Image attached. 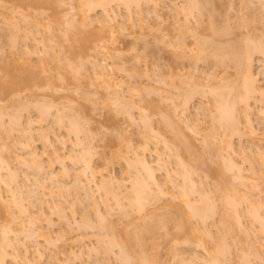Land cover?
<instances>
[{"label":"rangeland","instance_id":"374dc122","mask_svg":"<svg viewBox=\"0 0 264 264\" xmlns=\"http://www.w3.org/2000/svg\"><path fill=\"white\" fill-rule=\"evenodd\" d=\"M88 1L50 0L47 4L41 5L44 7H38L33 3V5H29V3L24 5L21 0H0V83L3 80V67L13 61L39 64L43 60L44 64L43 61L41 64L45 65V69L41 72L43 76L41 81L45 84L31 89L21 87L16 91H0V173L2 174L0 176L7 180V185L12 187L9 191L6 184H0V191H2L0 202L3 206L1 207L3 211H0V245L4 241L2 240L3 232H1L4 226L10 225L8 232H11L8 233L11 243L9 246L4 243L8 253L4 252L5 257L3 255L4 260L2 259V261L4 262L2 264H125L127 261L130 262L129 264H203L209 252L217 247L218 238L216 239V236L218 237L220 230L218 227H221L223 221L226 222V226L228 224L230 229L228 231L227 228L225 229L226 226L222 225L225 230H221H227V235L226 232L224 233L226 237L221 235L222 241L227 244H224L227 247H225L226 250L220 254V258L224 259V264H264V222L261 221L262 217L264 221V206L258 207L257 205L258 202L264 204V54H262L264 50H259L260 52L254 50V54H252L254 59L252 58L253 64L250 66L252 69L250 72L256 79L254 84L256 82L257 90L251 89L253 93L247 92L241 85L244 73H246L243 71L245 68L239 72L237 68H241L242 65L236 66L235 69L237 61L233 62L240 59L238 54L242 57V51H245L243 49L246 46L244 41L248 36L249 40H253V42H249L247 39L248 44L251 43L250 46L253 45L252 43H257L262 48L263 43H260L264 40V0H207V2H201L202 4L206 3V5H200L202 9L207 7V10L204 8L205 12L201 11L203 17L200 13L201 17L198 16L193 10L194 17L189 15L188 21L185 22H188L189 24H187L193 29L201 26L195 29L197 34L199 29H202V32L199 31L198 34L199 39L202 40L208 35L210 38H206H209L210 45L213 42L216 43L213 46L218 44L222 48L226 42L231 44L235 42L238 43L237 47L242 53L238 50L237 56L233 53L236 57L231 58L232 56L228 52L232 53L230 50L235 43L231 48L230 44H226L225 46H229L228 49H230L227 50L225 47L221 49L228 51L227 54L225 52L223 60L217 58L218 52L216 54L215 51L209 49V53L212 51L215 56H211L212 52L209 55L205 51L203 52L205 53L204 58L201 53L200 58L202 57V59L196 61L194 57L189 56L191 49H195V39L189 37L192 34L187 35V32L192 33L193 29L190 28L186 32L184 28H177L185 23L184 21L182 24L179 23L183 20L184 12H178L177 15L174 12V7H182L181 10L186 9L187 0H156V3H152V0H141L139 5L136 3L134 5L132 2L131 5L126 4L124 0H114L108 4L107 11L100 6L87 9L85 2ZM37 11L40 13L39 16L36 14ZM207 12H212L213 16L211 17ZM105 14L108 16L105 17ZM176 16L181 19H178L179 22L176 20ZM107 17L110 20V26L104 27L98 34L94 54L91 52L86 57L87 60H84V64L82 62V66H77L78 70L76 68L68 71L66 65L69 63L65 61L71 59L67 58L68 54L64 48L70 43L71 34L77 29L97 31L101 25L97 20ZM34 18H38V20L41 18L39 25L35 23ZM87 18L92 20L91 25L82 24L81 19ZM199 18L202 19V22ZM210 19L216 20L213 26L217 24V28H220V25L222 27L223 24L224 26L228 25V28H231H229L231 31H229L231 34L228 32L229 36L234 33V37L228 38L227 33L221 37L218 36L220 40L216 34V37L211 34L212 38L209 35L210 30H207V26H211L208 25ZM218 21L219 23H217ZM33 23L37 26H34ZM244 23L247 28L243 25ZM204 24L207 25L206 28L203 27ZM225 27L223 28L226 29ZM178 29L186 32V38H188V40L185 38L184 44L182 43L183 47L185 46L189 51L186 53L187 50L184 47L185 58H178L180 53L175 50L179 46L174 44L177 37L179 39ZM14 30L16 31L15 37ZM204 31L209 33L206 32V35ZM26 34L36 36L38 43L36 42L34 45L33 39L24 38ZM203 34L206 36L202 37ZM223 37L225 40L227 39L226 42H223L225 41ZM214 38L218 39V43L217 39L213 41ZM196 39L198 40V37ZM12 40L15 42V47L11 46L14 43ZM24 47H27L31 53L24 54L21 51ZM215 49L213 48V50ZM178 50L181 51V49ZM51 51H54L52 55L57 56L52 57ZM107 51H110L115 57H111ZM173 51H176L174 54L178 55L177 60L174 58L176 56ZM186 54L188 55L186 56ZM183 55L184 53L181 56ZM242 60L240 59L238 62L241 63ZM93 62L104 67L102 68L103 72L110 73L109 81H122L123 84L120 86V82L114 83L115 85L112 83L116 88L108 87L96 74L98 68L96 67V70ZM237 65L239 64L237 63ZM118 66H124L125 69ZM172 72L174 74L177 72L181 77ZM63 76H67V78H63ZM190 79L193 82H189ZM157 87H160L159 91L163 97L156 94ZM211 87L222 91V97L226 101L223 105H227L226 108L234 106V108L232 106L230 108L231 110L235 109L232 110V113L239 119L238 131L230 133L228 127L224 126L223 128V122L219 120V123L216 122L217 120L216 123L214 122L212 116L218 114L216 105L220 104L217 100L222 97L215 99L220 93L213 97V94L216 93L211 91ZM191 89H195V92L191 93L190 97L186 94L189 98H187L186 104L183 96ZM166 96L167 98H165ZM122 97L127 104L126 108L130 107L128 110L132 113L133 119L131 120L127 119L126 114L123 115L116 111V104L122 103H117L118 99L124 100ZM227 103L231 105L228 106ZM173 104L177 105V107L173 106L177 108H175L177 113L181 108L185 109L183 110L184 116L179 112L178 118L175 111L181 130L179 127H172L176 122L175 116H173L175 119V122H172L173 125L169 115H167L169 120L163 118L165 122L161 121L160 109H165L164 111L172 115L174 113L172 111ZM223 105H219L220 108ZM43 108L46 110V113L45 110L42 112L45 113L44 115L40 113ZM231 110L229 109L230 112ZM143 112L145 113L143 118L153 128L146 134L145 139L147 131L143 133V130L146 129L141 116ZM183 117L188 120L184 122ZM164 123L168 127H165ZM191 124L193 127L196 126L197 130L199 129L197 131L194 128L197 133L193 131ZM250 125L254 129L253 134H249ZM169 126L178 129L174 131ZM71 127L77 129L73 130ZM176 132L179 135H188L197 145L194 147L190 140L192 147L186 149L188 146H182V143H179L182 138L176 134L180 139L178 143L185 147L182 148L176 143L182 148L179 151H183L180 157L193 167L190 178L193 180L195 188L190 190L191 192L187 190L191 202L193 199L195 204H203L204 199L205 202L209 201L208 205L215 203L216 206V208L214 207L215 214L207 217L203 220L204 222L196 218L193 219L192 225L195 230L191 234L185 229L177 227L176 223L180 220V214L171 208L170 204L178 205L184 211L187 206L179 204L170 195L153 198L144 205L140 212H132L128 198L123 197V194L125 196L126 191L130 189L129 181H124L125 184L119 187L118 191L114 190L111 184L110 187L107 185L109 188L112 187L114 192L120 193H117L119 198L123 197L119 200L121 204L119 206L124 210L127 207L126 209L132 212L128 211L131 214L123 216L117 212L118 209V211L121 209L116 206L117 201L112 203L115 197L112 196V193L109 196L110 193L106 194L108 191L104 190L107 188L105 186L108 182L104 181L106 182L104 186V183L100 181V173L112 175L119 180L123 176L126 177L128 173L131 174L132 171L130 172V169L128 170L126 167V161L121 156L114 154V151L123 153L126 142L130 139L135 146L145 147L144 156L148 160H152L157 181L162 188L165 187L168 191H173L177 197L181 186H184L182 188L185 189L187 185V182L183 180L185 171L182 166L177 165V160L175 162L174 159L176 156L174 148H179L174 146L178 145L172 144L173 148L170 146L172 149L165 147L173 142L171 140L177 142L178 138L174 137ZM209 133L212 134H210L211 137L208 136ZM212 136L216 138L215 142L212 140L214 143L211 148L210 143L209 145L204 143H207L205 138L211 139ZM187 139L189 141V138ZM164 140L171 142L165 145ZM182 141L188 144L184 139ZM222 141L223 143L220 145L219 143ZM225 143L230 147L228 146L222 153L219 147L223 148ZM223 144L224 146H222ZM53 148H57L58 157L50 158V155L48 158V153ZM29 151H34L38 160H32ZM70 153L73 156L76 155L77 163V160L73 161L69 158ZM155 154H162L163 161H160L164 165L161 169H158L154 163ZM223 154L225 156L229 154L234 163L241 166V177L229 179L232 174L227 173L228 169L224 170L225 165L221 160ZM84 163L86 166L89 163L91 168H86ZM3 164L6 167H3ZM37 165L44 168L41 167V170L37 168V171ZM7 167L8 169H6ZM83 167L88 169L84 168L87 172L85 174L82 172L84 176L80 172ZM214 168H217L216 171L222 169V177L215 178L217 173L213 170ZM230 172L234 171L229 170ZM92 173L95 184L89 183ZM141 174L143 175L142 172ZM200 174L203 177L202 184L198 180L201 178ZM25 176L29 179L25 180ZM90 180L92 181V179ZM215 183L219 185L218 188ZM16 187L17 189L22 188L21 192H23L20 194V190L16 191ZM26 189H33L29 193L31 196L26 194L27 192L24 191ZM14 191L16 192L14 193ZM17 192L21 197L18 201L22 200L19 202L21 205L23 204V208H26L25 214L22 210L19 211L20 206L17 207L13 204L10 193H14L13 197L15 198ZM221 197L231 200V204H236V209L239 211H237V218L230 206L226 207L218 202V198ZM105 198H108L106 199L108 203L110 202L106 207L109 213H106ZM111 203L115 205L112 207ZM96 207L103 215H100L101 219L96 215ZM10 213H14V215ZM171 214L173 220H168L171 221L170 223L166 221L167 219L166 222H163L164 218H169L172 216ZM6 215H8L7 219L9 215L14 218L12 220L9 218L7 221ZM151 220L155 222L159 220L160 223L168 224H164L165 226L160 229V225L153 224L157 225L154 227L156 230L154 228L152 230L155 233L152 232L151 236L150 234L149 236L145 235L148 238L145 237V243H143V238V246L140 245L143 247H141L142 251L139 247L141 252L138 251L140 253L134 254L133 251L138 250L136 249L138 246L136 248L134 246L137 244L138 235L143 230L141 227H145V223L151 226ZM85 221L86 223H84ZM20 226L24 230L20 229ZM28 229H30L31 237L25 236ZM17 234L19 241L14 238ZM101 236L105 237V241L100 240ZM134 240L135 250L130 249L129 251V256L132 255L131 258L126 256L123 259L122 255L120 256L121 249L119 247L126 244H123L124 241H133L130 243H134ZM106 242L112 246L111 249L109 248L110 250L105 249L104 246L109 247ZM128 246L132 248V245L128 244ZM1 248L5 247L1 246ZM131 250L133 251L131 252Z\"/></svg>","mask_w":264,"mask_h":264},{"label":"bare ground","instance_id":"6f19581e","mask_svg":"<svg viewBox=\"0 0 264 264\" xmlns=\"http://www.w3.org/2000/svg\"><path fill=\"white\" fill-rule=\"evenodd\" d=\"M21 1H23L22 3L24 4V5H26L27 3H29V5L31 4V5H37L38 7H44V6H41V5H44V4H47L50 0H21ZM110 1H114V0H97V1H94V0H92V1H88V2H85V4L87 5V9H91V8H93V7H96V6H100V7H102L103 8V10H105V11H107V6H108V4H110ZM143 1H151V0H143ZM186 1V0H185ZM24 2H26V3H24ZM124 2L126 3V4H130L131 2L132 3H134V5H135V3H136V5H139L140 3L139 2H141V0H124ZM157 1L156 0H152V3H156ZM188 4H186L185 6H186V9H180V8H182V7H180V8H177V7H174L173 9H174V12H176L175 14L177 15V13L178 12H184L183 14H184V16H183V20H182V22L180 21H178V19H180V18H178L177 16L175 17L176 18V20L179 22V23H184L185 21H188V16L190 15V16H193L194 14H192L193 13V10H194V12L196 11V14H198V16H200L199 15V13L201 14L203 11H204V8L207 10V7H203V9H202V6H200V5H206V3H204V4H202L201 2H207V0H205V1H201V0H187L186 1ZM200 2V3H199ZM33 3V4H32ZM28 5V4H27ZM131 5V4H130ZM157 5H158V3H157ZM157 5H155V6H157ZM215 6H217V5H215ZM216 8V7H215ZM213 9V8H212ZM205 10V11H206ZM209 10V9H208ZM82 11V10H81ZM202 11V12H201ZM204 11V12H205ZM216 11V10H215ZM215 11H212V12H215ZM38 12V11H37ZM212 12H207V13H209L210 14V16L212 17L213 16V14H212ZM106 13V12H105ZM36 14H38V16L40 15V13L38 12V13H36ZM81 14H83V13H81ZM174 14V15H175ZM212 14V15H211ZM216 14H217V12H216ZM202 15V14H201ZM214 15H215V13H214ZM105 17L106 16H108L107 14H105L104 15ZM217 16H219V15H217ZM37 17V16H36ZM194 17V16H193ZM201 17V16H200ZM202 17H203V15H202ZM207 17H209V15H207ZM210 17V18H211ZM39 18V17H38ZM38 18H34V21H35V23L37 24V25H39V22H40V19L38 20ZM214 19H215V16L213 17ZM101 19V18H100ZM100 19H98L97 21H98V23L99 24H101L100 25V28L97 30V31H83L82 29H77V31H75L74 33H72L71 34V37H70V43H68L67 45H66V47L64 48V50H65V52L68 54V56H67V58H70L71 60H69V59H67V61H65V62H67V63H69V64H67V63H64L67 67L66 68H68L67 70L69 71V69H70V71H72V70H75L76 68H77V66L79 67V65L80 66H82L83 64H84V60L86 59L87 60V56L88 55H90V53L91 52H93V54H94V52H95V49H96V46H97V42H96V39H97V37L99 36L98 34H100V31L102 30V29H104V27H108V26H110V20H109V18L107 17V18H105V19H103V20H100ZM130 19V18H129ZM199 19H201V18H199ZM216 19H217V17H216ZM218 19H219V17H218ZM181 20V19H180ZM34 21H32V22H34ZM54 21H56V20H54ZM184 21V22H183ZM194 21V20H193ZM201 22H202V19L200 20ZM204 21V20H203ZM208 21H209V19H208ZM207 21V22H208ZM213 20H211L210 19V22H208V25H211V26H207V30L209 31L210 30V32L211 33H209V32H207V33H209V35L210 36H212V35H214V37H216V35H217V38H218V36L219 37H221V36H223V35H226L229 31H230V29L228 28V25H226L225 24V26H227V27H225L224 26V24L223 23H221V24H223L222 25V27H221V25H220V28H217V24H214V26H213V23H216L215 21L216 20H214L213 22H212ZM68 22V21H67ZM81 22H82V24H84V25H86V26H88V25H91L92 24V20L91 19H81ZM196 22V21H195ZM245 22V21H244ZM188 23V22H187ZM186 22L184 23V24H182L183 26H181L180 24V26H178L177 28H184V31H185V29H186V32L188 31V29L190 30V28H191V30L193 29L191 26H189L188 24H187ZM210 23V24H209ZM217 23H219V21L217 22ZM246 23H247V21H246ZM34 24V23H33ZM36 24H34V26L36 25ZM197 24V23H196ZM195 24V25H196ZM199 24V23H198ZM202 24V23H201ZM36 25V26H37ZM200 25V24H199ZM203 25V24H202ZM243 25H245V23L243 24ZM197 26V25H196ZM195 26V27H196ZM206 26H205V24H204V26L203 27H205L206 28ZM201 27V26H200ZM199 26L197 27V28H200ZM212 27V28H211ZM223 27H225L226 29H224ZM245 27H246V25H245ZM176 28V29H177ZM197 28H195V29H197ZM209 28V29H208ZM247 28V27H246ZM195 29H193V32L191 33V32H187V35L188 34H192V35H190L189 37L191 38V39H195V41H194V45H195V49L193 48V49H191V51L189 52L188 50H187V48L185 47V49L187 50L186 51V53L187 52H189V53H191L189 56H192V57H194L195 58V61L197 60V59H202V57L200 58V56H202L201 55V53H203V52H205V53H209V49H211L213 52L215 51V53L216 54H218L219 53V56L217 55V58L219 57L220 59H222L226 54H227V50H229L230 48H231V46H232V44H234V43H227L226 42V40L229 38V37H232L233 35H234V33L232 34V36H229L231 33V31L227 34V36H228V38L226 37V36H224V37H226L227 39L225 40V38L223 37V39L225 40V41H223V39L221 40V44H222V41L223 42H226L225 43V45L226 44H230V48L228 49V47L227 46H223L222 48H224L225 47V49H227V50H221L222 48L221 47H219V45L217 44V45H215V46H213L214 44H216V43H211V45H210V41H209V36L206 34V32L204 31V33L207 35H204L203 34V36L202 35H200V36H202V37H204V36H206V37H209L208 39L206 38V37H204V39H202L201 40V38L199 39V31H201L200 29H199V31H198V34H197V32H196V30ZM212 29V30H211ZM38 30V29H37ZM179 30V31H178ZM177 31H178V34L179 35H177V36H179V39H178V37H177V39H176V43H174L175 45H179V46H177L176 47V51H177V53H180V54H178V55H180V56H178L177 54L175 55L174 53H176V51L174 52L173 51V54L176 56V57H174V58H176V60H177V56H178V58H183L184 56H185V52H184V47H183V44H184V42H185V38L187 37L186 36V32H184L183 30V32L180 30V29H178ZM36 31V30H35ZM35 31H33V32H35ZM195 31V32H194ZM16 31L14 30V32H13V35H14V37L16 36V34H14ZM182 32V33H181ZM202 32V31H201ZM200 32V33H201ZM213 32V33H212ZM247 32V31H246ZM194 33V34H193ZM202 34V33H201ZM212 34V35H211ZM216 34V35H215ZM245 34H247V33H245ZM195 35V38H193V36ZM196 35H197V37H198V40L196 39L197 37H196ZM24 36V35H23ZM161 36H163V35H161ZM248 36V35H247ZM234 37V36H233ZM232 37V38H233ZM236 37V36H235ZM246 37V36H245ZM24 38H26V39H33V41L35 42L34 43V45L36 44V42L38 43V38L35 36H33V35H25L24 36ZM212 38H213V36H212ZM217 38H214L213 39V41H216L215 39H217ZM13 39H15V38H13ZM187 40H188V38H186ZM219 40H220V38H218ZM218 39H217V43H218ZM246 39V38H245ZM247 39L249 40V36L247 37ZM247 39H246V41H247ZM179 40V41H178ZM186 40V41H187ZM262 40V39H261ZM260 40V41H261ZM229 42H230V39L228 40ZM234 41V40H233ZM246 41H244V43H245V45L247 46H245V48L243 49V50H245V51H240L239 50V48L237 47V44L235 43V50L233 51V49H234V46H232V48H231V50L230 51H232V53H229L228 52V54L230 55V56H232L231 58H233V56L234 57H236L237 56V54L239 53V52H241L243 55H242V57H241V55L240 54H238V57H240V59L242 60V58H243V60L241 61V63L240 62H238L239 60H234L233 62H236L237 61V63L239 64V65H237V63L235 64V69L238 67V66H240V65H242L241 66V68H237L238 69V71L239 70H241V69H243V68H245L246 69V71H245V69H243V71L244 72H246V73H244L242 76H243V80L241 81V85L242 86H244V90H246L247 92H249V93H253V91H257L256 90V86H255V84H256V82H255V84H254V81H256V79L254 78V76L252 75L253 73L252 72H250V70H252L251 69V67L250 66H252V58L254 59V57H252V54H254V50L255 51H258V52H260V51H263L264 50V40L260 43V44H262V48L261 47H259L258 45H257V43H252L253 45L252 46H250L249 44H251V43H249L248 44V41L246 42ZM259 41V42H260ZM12 42H14V40H12ZM249 42H253V40L251 39V40H249ZM183 43V44H182ZM191 43V42H190ZM247 43V44H246ZM224 44V43H223ZM187 45H188V43H187ZM248 45H249V47H248ZM12 47H15V42L11 45ZM211 46V47H210ZM239 46V45H238ZM61 47V46H60ZM189 47V46H188ZM210 47V48H209ZM181 49V51L180 50H178V49ZM190 48V47H189ZM208 48V49H207ZM213 48L215 49V50H213ZM246 48H247V50H246ZM59 49H61V48H59ZM258 49V50H257ZM262 49V50H261ZM48 50H50V49H48ZM204 50V51H203ZM210 50V51H211ZM217 50V51H216ZM238 50H239V52H238ZM260 50V51H259ZM21 51L24 53V54H30L31 53V51L27 48V47H24L23 48V50L21 49ZM57 51V50H56ZM208 51V52H207ZM211 51V52H212ZM220 51H221V53H220ZM222 51H224V53H222ZM47 52V51H46ZM54 53V51H51V53H50V55H52L53 53ZM108 52V54H110V56L112 57V56H114V54H111V52L110 51H107ZM210 52V53H211ZM212 52V54H211V56L213 55V56H215V54ZM218 52V53H217ZM225 52H226V54H225ZM253 52V53H252ZM264 52V51H263ZM262 52V54H264ZM184 53V55L183 56H181L182 54ZM205 53H203V58H204V55H205ZM210 53H209V55H210ZM233 53L234 54H236V56L235 55H233ZM220 54H221V56H220ZM225 54V55H224ZM188 54H186V56H187ZM228 55V56H229ZM240 55V56H239ZM54 55H52V57H53ZM55 56H57V55H55ZM54 56V57H55ZM228 56H226V57H228ZM115 57V56H114ZM238 57H237V59H238ZM161 58V57H160ZM185 58V57H184ZM214 58H216V57H214ZM234 59V58H233ZM236 59V58H235ZM223 60V59H222ZM43 60H41V62H42ZM69 61V62H68ZM218 61V60H217ZM41 62L39 63V64H35V63H32V64H30V63H22V62H16V61H13V62H11V64H6L4 67H3V80L1 81V83H0V91H3V92H7V91H16V90H18L19 88H21V87H27V88H29V89H31V88H36V87H39V86H41L42 84H45V82H43L42 83V79H43V76L41 75V72H42V70L43 69H45V65H43L44 64V61H43V64H41ZM83 62V64L81 65V63ZM172 62H173V60H172ZM174 62H175V59H174ZM220 62H221V60H220ZM94 63V65H95V68L97 67L98 68V70H97V68H96V70H97V75H98V77L100 78V80H102V82L104 83V84H106L108 87H112V88H116V87H113V85H115L114 83H118V82H120V86H121V84H123V82L122 81H113V82H111V81H109V79H108V77L110 78V73L109 72H103L102 71V68H104V67H101V65L99 64V63H96V62H93ZM176 63H177V61H176ZM69 66V67H68ZM237 66V67H236ZM244 66V67H243ZM119 68H121V69H125V67L124 66H118ZM48 68H50L49 66H48ZM62 68V67H61ZM72 69V70H71ZM79 68H77L76 70H78ZM60 70V69H59ZM125 71V70H124ZM243 71H241V72H243ZM60 72V71H59ZM75 72H77V71H75ZM240 72V71H239ZM173 74H174V72H172ZM179 73V72H178ZM61 74V73H60ZM172 74V75H173ZM175 74H177V72L175 73ZM174 74V75H175ZM181 74V73H180ZM184 74V73H183ZM182 74V75H183ZM62 75V74H61ZM178 75V74H177ZM64 76H65V74H64ZM63 76V78H67V76L66 77H64ZM179 76V75H178ZM53 77H55V76H53ZM179 77H181V76H179ZM181 81V80H180ZM190 81H192L191 79L189 80V82ZM193 82V81H192ZM112 83H113V85H112ZM243 83V84H242ZM212 88V87H211ZM210 88V89H211ZM254 88V89H253ZM251 89H253V91L251 90ZM160 90V87L158 88L157 87V90L155 91V92H157L156 94L159 96V97H163V94H161V91H159ZM217 90V91H216ZM218 90H220V89H217V88H212L211 89V91H213V93L215 92L216 94H213V97H214V95H219V94H217V93H220V95L218 96V97H215V99L217 98H221L222 96H223V94H222V91L220 90V91H218ZM245 91V92H246ZM193 92H195V89H191L189 92H187V93H185V95L183 96V100H184V103H186V101L188 102V96L189 95H191V93H193ZM189 93V94H188ZM249 93H247V94H249ZM188 96H187V95ZM264 94V93H263ZM263 94H261V95H263ZM190 97V96H189ZM123 98V97H122ZM165 98H167V96L165 97ZM188 98V99H187ZM124 99V98H123ZM119 101L117 102V103H119V102H122L121 104H116V107H117V109H116V111L118 112V113H121V114H126L125 116L127 117V119H129V120H131V119H133V117H132V113H131V111L130 110H128V108H130L129 106H128V108H126L127 106V104H126V102H125V99L122 101H120V99H118ZM182 100V101H183ZM220 102V104L218 103V102ZM216 102L218 103V105H216V106H218V108H217V110L215 109L214 111L216 112L217 111V115L215 116H212L213 117V120H214V122L216 121V122H218V120L220 121V122H223V124H221V125H223V128H224V126H226V127H228L227 129L228 130H230L229 132L231 133V131L233 132V131H238L239 130V119H238V117H236L233 113H232V110H235V109H233L234 108V106H232L231 104H229V103H227L228 104V106L229 105H231L233 108H232V110H231V106H229V109L231 110V112L229 111V109L228 108H226V106L227 105H223V103H226V101H225V99L222 97L220 100H217ZM223 101V102H222ZM225 101V102H224ZM215 102V103H216ZM124 103H125V105H124ZM183 103V102H182ZM187 104V103H186ZM186 104H183V105H186ZM121 105V106H120ZM176 105V104H175ZM174 104L172 105V107L173 106H175ZM222 106L223 105V107L222 108H220V106ZM234 105V104H233ZM120 106V107H119ZM122 106H123V108H122ZM225 106V107H224ZM176 107H177V105H176ZM176 107H173L174 108V110H173V108H172V111H174V113L173 112H171V113H173L172 115L171 114H169V113H167L166 111H164L163 109L161 110L160 109V113H161V121H162V123L163 122H165V120H163V118L165 119V118H167L168 120H169V117H171V119H173V120H171L170 119V121H171V123L174 121L175 122V119H176V122L174 123L175 125L176 124H178V120H177V118L179 117L178 116V114H179V112L184 116V114H183V110H185V109H183L182 110V108L180 109V111L178 110V113H177V108ZM215 107V106H214ZM44 108H45V106H44ZM41 109L40 110V113L42 114V115H44L45 113H46V110L45 109ZM176 108V109H175ZM185 108V107H184ZM44 110H45V113H42V112H44ZM175 111H176V113H175ZM182 111V112H181ZM215 112H214V114H215ZM234 112V111H233ZM142 113V112H141ZM202 113V112H201ZM235 113V112H234ZM177 115V118H176V115ZM167 115H169V117H167ZM141 116H142V119H143V122L145 123V124H143L144 126H145V131L143 130V133H145L146 131V133H145V136H144V134H143V136H144V139H145V137H146V134L149 132V131H151V130H153V128H152V126L150 125V123L145 119V118H143V117H145V113L143 112V114H141ZM173 116H175L174 118H173ZM182 117V116H181ZM184 119H183V121L184 122H186V120H188L187 118L185 119V117H183ZM247 118V117H246ZM212 119V118H211ZM248 120H249V118H247ZM246 119V120H247ZM247 120V121H248ZM213 122V123H214ZM215 122V123H216ZM219 123V122H218ZM75 124V126L78 128V126L76 125V123H74ZM74 124H73V127H74ZM165 124V127H168V125L166 124V123H164ZM219 124V125H220ZM167 125V126H166ZM172 125H173V123H172ZM175 125H173L172 127H179V124L177 125V126H175ZM75 127V129H77ZM169 127H171V126H169ZM171 127V128H172ZM191 127H192V129H193V131L194 132H196V126H192V124H191ZM226 127H225V129H226ZM250 127V129H249V134H253L254 133V129H253V127L250 125L249 126ZM72 128V127H71ZM174 128H172L174 131L176 130L177 131V129L178 128H176V129H174ZM181 127H179V129H180ZM194 128L196 129V130H194ZM73 130H75L74 128H72ZM181 130V129H180ZM179 130V131H180ZM199 130V129H198ZM197 130V131H198ZM172 131V130H171ZM178 132H176L175 133V138H178V140L177 139H175V140H177V142L176 141H174V140H171V141H173L170 145L168 144V143H170L169 141L167 142L166 140H164V142H165V145L166 144H168V146H165V147H169V148H171L170 146H172V148H173V145L172 144H174L175 143V145H178L179 143L181 144L182 143V146L183 145H185V147L186 146H188V147H186V149L187 148H190L191 149V147H192V144H193V146L195 147V146H197L191 139H190V137L188 136H185V135H179V134H177ZM197 133V132H196ZM176 134H177V136L179 135V137L180 138H182V139H184L188 144H186L185 142H183L182 141V139L180 140L179 139V137H177L176 136ZM211 133H209V137H211V135H210ZM205 135H207V134H205ZM181 136H183V137H181ZM208 136H204V137H208ZM189 138V141H188V139L187 138ZM172 138V137H171ZM216 137H213L212 136V138L211 139H208V138H205L206 139V141H205V139H204V141L205 142H207V143H204L205 145L207 144V145H209V143H210V147H211V145H212V143H214L215 141H214V139H215ZM174 139V138H173ZM182 141V142H180V141ZM190 140H191V142H192V144L190 143ZM210 140V142H208V141ZM212 140L214 141V142H212ZM178 141H179V143H178ZM145 142H147L146 140H145ZM144 142V143H145ZM176 143H178V144H176ZM217 143V142H216ZM223 143V141L221 142V143H219L220 145ZM179 144V145H180ZM174 146V147H179L178 149L177 148H174L175 149V152H174V154L176 155L175 157H174V159H175V162H176V160H177V162L176 163H178L177 165H179V166H182V169L185 171V173H184V175H183V180H184V182H187V185H186V188L185 189H183L182 187H184V186H181V188H180V191H179V194H178V196L176 197L175 195H174V192L173 191H168L165 187L164 188H162V186L160 185V183H159V181H157V179H156V175L154 174V172H155V168H154V166H153V164H152V160H148L145 156H144V151H145V147L144 146H142L141 148L139 147V146H135L132 142H131V140L129 139L127 142H126V146L124 147V152L123 153H121L120 151H114V154L115 155H119V156H121L125 161H126V167L128 168V170L130 169V172H131V174L130 173H128V175L125 177V176H123L122 178H121V180H119V179H117V178H115L114 176H112V175H109V174H107V175H104V174H102V173H100V181L102 182V183H104V186H105V184H106V182H108L107 184H106V186L105 187H107V185L110 187L111 185H112V187H114L113 189L114 190H117L119 187H121L122 185H124L125 184V182L124 181H126V180H128L129 181V183H130V189H128L127 191H126V195L124 196V194H123V197H127L128 198V204H129V206L131 207V210H132V212L134 211V212H140L143 208H144V205L146 204V203H148L150 200H153V198L155 199L156 197H159L160 198V196H162V195H170L173 199H176L177 201H178V203L179 204H184V205H186L187 206V208H186V210L184 211V210H181V208L178 206V205H174V204H170V207L171 208H173L174 210H176L177 212H179V214H180V220L176 223V225H177V227L178 228H181V229H185V231H188L190 234H191V232L192 231H194L195 230V227H193V225H192V221H193V219L194 218H196V219H198L199 221H203V220H205V219H207V217H211V216H213L214 214H215V212H214V209L216 208V206H215V203H212V204H209L208 205V203L207 202H209V201H207L206 199V202L204 201V199H203V201L202 202H204L203 204H200V203H198V204H195L194 203V200L192 199V202H191V198L188 196V192H187V190H191L192 191V189L193 188H195V184H194V182H193V180L190 178V172H193V167H191L192 165H190V164H188V163H185V161H183L182 160V158L180 157L181 155V152L183 153V151H179L180 150V148L182 147L181 145V147L180 146ZM227 144L225 143V146H226ZM222 146H224V144L222 145ZM225 146L223 147V148H225ZM228 146H229V144L227 145V147L225 148V149H223L221 146L219 147V149H221L222 150V153H224V151L228 148ZM185 147H182V148H185ZM209 147V146H208ZM230 147V146H229ZM171 148V149H172ZM182 148H181V150H182ZM212 148V147H211ZM173 149V150H174ZM185 149V150H186ZM221 150H220V153H221ZM202 151V150H201ZM29 153V156L31 157V159L32 160H34V161H36V160H38V156H37V154L34 152V151H29L28 152ZM200 153H202V152H200ZM58 150H57V148H53L52 150H51V152H49L48 153V158H49V156H50V158L51 157H58ZM226 154V153H225ZM225 154H223V157H221V160H223V162L224 163H222V164H224L225 166H224V170H226V169H228V171H227V173L230 175V174H232L231 176H230V178L229 179H231L232 177L233 178H235V179H238L239 177H241V174H242V172H240V170H241V166H239V165H237L236 163H234V161H233V159L231 158V157H229L230 155L229 154H227L228 156H225ZM76 156V155H75ZM75 156H73V154H69V158L70 159H72L73 161H76V163L78 162V159L75 157ZM200 156H201V154H200ZM221 156H222V154H221ZM162 154H155V158H153L154 159V163H155V165H156V167L158 168V169H161L162 168V165H164V164H161V161L160 160H162ZM202 157V156H201ZM86 161V160H85ZM163 161V160H162ZM205 161V160H204ZM87 162H89V161H87ZM87 162H85V163H87ZM165 162V161H164ZM85 163H84V166H86L85 165ZM236 164V165H235ZM5 165H6V163H5ZM4 164H3V167H6ZM8 165V164H7ZM239 166V167H238ZM41 167H43V166H41ZM40 166L38 167V165L36 166V170L38 171V169L37 168H39V170H41L40 168H41ZM87 167H90L91 168V165H89V163L87 164V166H86V168ZM130 167H132V168H130ZM44 168V167H43ZM85 167H83V169H81L80 170V172H81V175H83L82 174V172H84V174H85V172H86V170H88V169H84ZM134 168V169H133ZM188 168H190V169H188ZM253 168V167H252ZM255 168V167H254ZM6 169H8V167L6 168ZM216 169L217 168H214L213 170H215L216 171ZM84 170V171H83ZM195 170V169H194ZM222 169L220 168L219 170H217L216 171V173H217V176H215V178H219V177H222L221 176V174H222V171H221ZM229 170L230 171H234V172H230L229 173ZM7 171V170H6ZM45 171H46V169H45ZM212 171V170H211ZM221 171V172H220ZM42 172V171H41ZM141 172L143 173V175L141 174ZM196 172V171H195ZM224 172V171H223ZM48 173H50L49 171H48ZM87 173V172H86ZM213 173H214V171H213ZM1 174V173H0ZM11 174V173H10ZM198 174V173H197ZM2 175V174H1ZM50 175H51V173H50ZM50 175H48V176H50ZM80 175V176H81ZM228 175V176H229ZM12 176V175H11ZM52 176V175H51ZM50 176V177H51ZM84 176V175H83ZM87 176V175H86ZM91 177H89V183H93V184H95V182H94V180H93V173H92V175H90ZM105 176H106V179H105ZM104 177V178H103ZM198 177H199V175H198ZM200 177H201V174H200ZM81 178V177H80ZM84 178V177H83ZM86 178V177H85ZM103 178V179H102ZM168 178V177H167ZM24 179L25 180H27V179H29V178H27L26 176L24 177ZM90 179H92V181L90 180ZM102 179V180H101ZM203 177H201V178H199L198 180L200 181V184H202L203 183ZM81 180H82V178H81ZM87 180V179H86ZM7 180H5L3 177H1L0 176V184L1 183H3V184H6L7 182H6ZM52 181V180H51ZM91 181V182H90ZM104 181H106V182H104ZM201 181H202V183H201ZM218 181V180H217ZM36 183H38V182H36ZM78 183V182H77ZM218 184H219V182H217ZM2 184V185H3ZM16 184V183H15ZM86 184V183H85ZM111 184V185H110ZM114 184V185H113ZM216 184V183H215ZM218 184H216L217 185V188H218ZM91 185V184H90ZM216 185H215V189H216ZM6 188L10 191L11 189H12V187L8 184H6ZM53 186V185H52ZM86 186V185H85ZM84 186V187H85ZM89 185L87 184V187H88ZM171 186H174V185H171ZM17 187H22V186H17ZM17 187H16V191H18L19 192V190H20V194L23 192H21V189H17ZM82 187H83V185H82ZM81 187V188H82ZM109 187H107L108 188V190H106V189H104L105 191H108V192H106V194H108V193H110L109 194V196L111 195V193H112V196H114L115 197V200H113L114 199V197H112L111 199L113 200L112 201V203L113 202H116L117 201V203H115L116 204V206H119V205H121L119 202V200H121L123 197L121 196V198H119V195H117V191H113V189H112V187L111 188H109ZM11 188V189H10ZM90 188H91V186H90ZM116 188V189H115ZM15 189V188H14ZM166 189V190H165ZM0 190H1V188H0ZM23 190V189H22ZM87 190H89V189H87ZM86 190V191H87ZM218 190V189H217ZM16 191H14V193L16 192ZM25 192H27L26 194H28L29 195V193H31L32 191H33V189H26V190H24ZM31 191V192H30ZM90 191V190H89ZM190 191V192H191ZM2 191H0V194H2L1 193ZM17 192V197H19V198H17V197H13V196H15V195H13L14 193H10L11 194V197H12V201H13V204H15V206H17V207H19V211H23L24 212V210L26 209V208H23V204L21 205L20 204V202L22 201H18V199H20L21 197L19 196L20 194ZM63 192H64V190H63ZM91 192H92V190H91ZM62 193V192H61ZM89 193V192H88ZM19 194V195H18ZM34 194V193H33ZM90 194V193H89ZM105 194V193H104ZM118 194H120V193H118ZM22 196V195H21ZM29 196H31V195H29ZM89 196V195H88ZM223 196V195H222ZM0 197H2V195H0ZM106 197H108L107 195H106ZM17 198V199H16ZM22 198H24L23 196H22ZM89 198V197H88ZM110 198V197H109ZM106 199H108V198H105V200ZM126 199V198H125ZM202 200V199H201ZM218 202H221V205H224V206H230V208H231V210L233 209L234 210V212L233 213H235V217L236 216H238L237 215V209H236V204L235 203H232L231 204V200H229L228 198H225V197H221V198H218ZM108 201H110V200H108ZM104 202H106V206H105V208L106 207H108V205H109V203L107 202V200L106 201H104ZM217 202V203H218ZM107 203H108V205H107ZM112 203L110 204L112 207H113V205H115V204H113L112 205ZM125 203V202H124ZM123 203V205L126 207V203L124 204ZM18 204H20V205H18ZM93 204H95L94 202H93ZM206 204V205H205ZM214 204V205H213ZM234 204V205H233ZM261 204V205H260ZM2 205V203L0 202V211L2 212L3 210L1 209V207H3V206H1ZM212 205V206H211ZM217 205H220V204H217ZM257 205H258V207H260V206H264V204H262V202H258L257 203ZM22 206V207H21ZM95 206V205H94ZM111 206H109V207H111ZM8 207H9V205H8ZM111 207V208H112ZM120 207V206H119ZM215 207V208H214ZM98 207H96L95 208V212H96V215L97 216H99V218L101 219V217H100V215H101V211L99 210V209H97ZM121 209H120V211H118L117 210V212H120V215H128V214H131L132 212L130 211V210H127L126 208H125V210L124 209H122V207H120ZM97 209V210H96ZM109 209V208H108ZM106 210H107V208H106ZM113 210V209H112ZM110 211H111V209H110ZM128 211H130L131 213H129ZM106 212V211H105ZM126 212H128V213H126ZM213 212V213H212ZM239 212V211H238ZM5 213V212H4ZM103 213V212H102ZM106 213H109V210H107V212ZM10 214H12V215H14V213H10ZM21 214V213H20ZM24 214H25V212H24ZM211 214V215H210ZM22 215V214H21ZM168 215V214H167ZM170 215V214H169ZM172 215V214H171ZM7 216L8 215H6V220L8 221V219L9 218H11V215H9V217H8V219H7ZM63 216V215H62ZM96 216V217H97ZM101 216H103V215H101ZM15 217H17V215H15ZM164 217V216H163ZM165 217H167V216H165ZM171 217H172V219H171ZM14 218V216L10 219V220H12ZM98 218V217H97ZM237 218V217H236ZM167 219V220H166ZM168 222V223H170L171 221H168V220H173V215L172 216H169V218L167 217V218H164V221L163 222H166V221ZM238 220H239V218H238ZM261 221H262V223L264 222L263 221V217L261 218ZM151 226H148V225H146V223L144 224L145 225V227H141V229L143 228V230H142V232H140V234L138 235V237H137V234H136V237H137V239H136V242H137V244H136V246H134L133 244H135V240H134V243H130V242H133V241H124L123 242V244L124 243H126L125 245H123V244H121V245H123V246H121V247H119L120 249H121V251H119V252H121V254H120V256L122 255V257H123V259H125V257L127 256L128 258L130 257L131 258V256H129V251H130V249H134V247L136 248L137 246H138V248H136V249H138V250H135V251H133V250H131V252L133 251V252H135L134 254H136V253H140L141 251H142V249H141V247L143 246V244H142V242H143V238H144V242L143 243H145V240H146V238H148V236H149V234H150V236L152 235V230H153V228L155 227V226H159V229H160V227H164L165 225H167L168 223H163V222H159V220L158 221H152L151 220ZM159 224H158V223ZM204 222V221H203ZM84 223H86V221L84 222ZM149 223H150V221H149ZM149 223H147V224H149ZM222 223V222H221ZM227 223H228V221H227ZM239 223V222H238ZM153 224H157V225H153ZM165 224V225H164ZM226 224V222L224 223V221H223V223H222V225L224 226ZM163 225V226H162ZM221 225V227H218V230H219V228H220V230L221 229H224V227L226 226H222ZM9 227H10V225H8ZM7 226V227H8ZM220 226V225H219ZM6 226H4V228H5ZM3 228L2 230H1V232H3V234H2V240H4V241H2L3 242V244L5 243V244H7L8 246H9V244L11 243L10 241V239H11V237H10V235L8 234V233H11V232H8L9 230H10V228L8 227V228ZM21 227V226H20ZM145 228V229H144ZM228 229V231L230 230L229 228H228V224H227V226L225 227V229ZM12 229V228H11ZM20 229H22V230H24V228L23 227H21ZM224 229V230H225ZM13 230V229H12ZM11 230V231H12ZM30 229H28V231H26V233H27V235L25 234V236H27V237H31V234L29 235V233H30V231H29ZM154 230H156V228H154ZM218 231V233L220 234H218V237L216 236V239L218 240V241H216V244H217V247L216 248H214V249H212L210 252H209V255H208V257L203 261V264H224V259L222 258H220V254L221 253H223L224 252V250H226L225 249V245H227V244H225V242L224 241H222L223 240V238L221 237V235L223 236V237H226V236H224V233L227 231ZM221 232V233H220ZM15 233V232H14ZM13 233V234H14ZM17 233V232H16ZM135 233H137V232H135ZM155 232H153V234H154ZM8 234V235H7ZM226 235H227V232L225 233ZM145 235H148V236H145ZM10 237V239H9V237ZM13 236V235H12ZM18 234L16 235V237H14V238H16L17 240L19 239L18 237ZM21 236V235H20ZM140 236H143L142 238L140 237ZM220 236V237H219ZM146 237V238H145ZM22 238V237H21ZM104 238L105 237H103V236H101V238H100V240L101 241H103L104 240ZM107 238V237H106ZM111 238H113L112 236H111ZM97 239H98V237H97ZM20 240V239H19ZM18 240V241H19ZM137 240H139V241H137ZM105 241V240H104ZM110 241H112V239H110ZM222 242H224V243H222ZM107 243V242H106ZM109 243V242H108ZM107 243V245H109ZM116 243V242H115ZM3 244L2 245H0V263L2 264V262H4V261H2V259H3V255H4V257H5V254H4V252L5 253H8V251H6L5 249H6V246H5V244H4V246H3ZM112 244V243H111ZM128 244H130V245H132V248H131V246H128ZM225 244V245H224ZM12 245V244H11ZM104 245H106V244H104ZM140 245H142L141 247H140ZM145 245V244H144ZM1 246L2 247H5V248H1ZM134 246V247H133ZM104 247H106L105 249H107V250H110L111 249V247L112 246H110L109 245V247L108 246H104ZM139 247H140V249H141V251H140V249H139ZM110 248V249H109ZM143 248V247H142ZM227 248V247H226ZM14 249V248H13ZM105 252H106V250H104ZM138 251H140V252H138ZM223 251V252H222ZM130 252V253H131ZM133 254V253H132ZM133 254V255H134ZM140 255V254H139ZM223 255V254H222ZM4 260V259H3ZM125 262H126V260H125ZM129 264L130 262L129 261H127L125 264ZM4 264V263H3Z\"/></svg>","mask_w":264,"mask_h":264}]
</instances>
